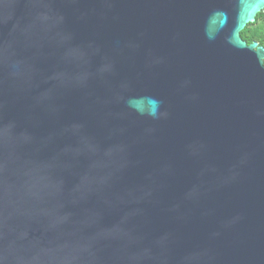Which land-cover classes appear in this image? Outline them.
<instances>
[{"label":"water","instance_id":"1","mask_svg":"<svg viewBox=\"0 0 264 264\" xmlns=\"http://www.w3.org/2000/svg\"><path fill=\"white\" fill-rule=\"evenodd\" d=\"M264 0H0V264H264Z\"/></svg>","mask_w":264,"mask_h":264},{"label":"trees","instance_id":"2","mask_svg":"<svg viewBox=\"0 0 264 264\" xmlns=\"http://www.w3.org/2000/svg\"><path fill=\"white\" fill-rule=\"evenodd\" d=\"M241 37L248 45L257 42L264 48V12L258 14L255 23L248 25L241 32Z\"/></svg>","mask_w":264,"mask_h":264}]
</instances>
